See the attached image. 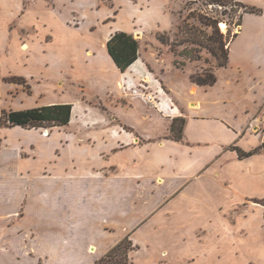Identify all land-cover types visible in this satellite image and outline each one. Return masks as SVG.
<instances>
[{
	"label": "crops",
	"instance_id": "1",
	"mask_svg": "<svg viewBox=\"0 0 264 264\" xmlns=\"http://www.w3.org/2000/svg\"><path fill=\"white\" fill-rule=\"evenodd\" d=\"M54 14L41 12L39 36L22 45L14 38L10 46L20 57L3 63L53 85L62 99L45 105H73L70 123L47 136L45 153L55 157L44 162L45 172L31 157L29 166L21 161L30 176L6 178L0 169V185L30 186L22 217L33 233L28 244L37 248L30 263L93 264L130 236L136 246L130 264H264V58L249 49L234 60L232 48L251 13L213 85L194 82L192 73L174 84L163 72L171 92L157 77L159 61L141 46L126 71L117 66L108 40L126 30L87 36ZM53 25L68 41L35 53L55 40ZM140 82L154 89L162 114L123 96ZM92 96L112 103V113H96L93 120L102 122L85 125ZM176 117L186 119L181 140L171 137ZM236 148L256 151L241 157ZM11 260L3 256L0 264L26 261Z\"/></svg>",
	"mask_w": 264,
	"mask_h": 264
},
{
	"label": "rangeland",
	"instance_id": "2",
	"mask_svg": "<svg viewBox=\"0 0 264 264\" xmlns=\"http://www.w3.org/2000/svg\"><path fill=\"white\" fill-rule=\"evenodd\" d=\"M229 1L224 6L214 0H0V40L6 38L9 43L2 41L0 44V169H3L4 176L11 178L18 173L30 176L27 167L21 165L22 161L29 166L27 161L30 157L31 161L39 162L37 171L43 173L45 166L49 167L44 162L54 156L46 154L45 150H51L47 136L58 128L12 127L2 118L3 111L45 105L54 101L53 97L62 99L51 90L53 85L43 83L39 78L14 73L3 65L16 64L15 59L20 57L13 51L16 47L10 46L14 38L22 45L32 36H39L41 12H55L56 17L59 15L70 24L66 28L83 30L87 36L106 39L117 30L132 33L139 40L142 51L153 53L159 61L157 77L162 81V73H167L176 84L187 80L189 73L201 74L206 70L216 73L220 69L219 60L212 52L219 43L211 41L218 36L209 24V18L223 19L219 24L224 34L222 41L225 49L230 50L240 31L236 22L244 7L235 0ZM258 1L261 0L246 1L247 5L262 8V13H251L247 17L243 33L233 42L234 60L249 49L264 58V31L259 30L264 25V6H258ZM52 28L55 40L49 43L51 46H37L35 53L44 55L45 50L49 53L68 41V36L59 28L54 25ZM142 83L127 87L122 91L123 96L138 98L145 103L144 107H148L147 111L153 107L162 114L156 104L129 94L134 87L156 94L152 87L147 88ZM46 86L49 88H44ZM162 86L167 92L172 91L171 86L163 81ZM105 99L110 100L112 96ZM156 99L159 101V97ZM86 102L89 115L85 116L91 120L83 123L85 125L102 122L101 119L93 120L95 117L92 115L96 113H112V103L99 96L86 98ZM28 188L27 184L0 185V200H3L0 201V258L4 256L9 262L16 255L26 259L23 264H31L29 260L36 255L35 244H28L34 242L31 240L33 233L29 232L26 219L22 218L27 212L23 199L29 192Z\"/></svg>",
	"mask_w": 264,
	"mask_h": 264
},
{
	"label": "trees",
	"instance_id": "3",
	"mask_svg": "<svg viewBox=\"0 0 264 264\" xmlns=\"http://www.w3.org/2000/svg\"><path fill=\"white\" fill-rule=\"evenodd\" d=\"M218 4L227 5L229 0H214ZM240 5L244 7L243 13L239 15L236 22L238 26L242 25L244 13H262V8L250 6L239 0ZM209 24L213 27L216 36L214 43L219 46L212 48V52L219 60L220 66L225 67L229 61L230 50L225 49L222 38L224 34L220 29V22L223 21L219 17L209 18ZM140 42L132 33L126 31L115 32L108 40V51L114 59L117 66L126 71L139 57ZM191 78L194 82L202 85H213L217 81L216 73L212 70H206L204 73H192ZM73 105L71 103H53L47 105L33 106L25 109H11L3 111L2 118L12 126H21L24 128H50L67 126L72 118ZM186 119L183 117L174 118L171 125V137L181 140L183 137L184 125ZM241 157L251 155L254 151L245 152L240 148H236ZM130 236H126L118 244L113 246L106 254L96 259L93 264H130V252L135 249Z\"/></svg>",
	"mask_w": 264,
	"mask_h": 264
},
{
	"label": "built area",
	"instance_id": "4",
	"mask_svg": "<svg viewBox=\"0 0 264 264\" xmlns=\"http://www.w3.org/2000/svg\"><path fill=\"white\" fill-rule=\"evenodd\" d=\"M129 94H133L135 96H141L146 101H149L153 104H156L157 106L159 104L157 99H156V96L152 92H147L146 90L134 87L133 89H131Z\"/></svg>",
	"mask_w": 264,
	"mask_h": 264
},
{
	"label": "bare ground",
	"instance_id": "5",
	"mask_svg": "<svg viewBox=\"0 0 264 264\" xmlns=\"http://www.w3.org/2000/svg\"><path fill=\"white\" fill-rule=\"evenodd\" d=\"M221 25H222L223 27H225V26H226L224 22H222V23H221Z\"/></svg>",
	"mask_w": 264,
	"mask_h": 264
}]
</instances>
